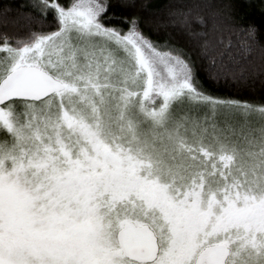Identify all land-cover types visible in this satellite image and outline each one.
I'll list each match as a JSON object with an SVG mask.
<instances>
[{
  "label": "snow or ice",
  "instance_id": "snow-or-ice-1",
  "mask_svg": "<svg viewBox=\"0 0 264 264\" xmlns=\"http://www.w3.org/2000/svg\"><path fill=\"white\" fill-rule=\"evenodd\" d=\"M25 7L38 27L0 35V264H264V98L221 90L264 89L260 28L221 0Z\"/></svg>",
  "mask_w": 264,
  "mask_h": 264
},
{
  "label": "trees",
  "instance_id": "trees-1",
  "mask_svg": "<svg viewBox=\"0 0 264 264\" xmlns=\"http://www.w3.org/2000/svg\"><path fill=\"white\" fill-rule=\"evenodd\" d=\"M35 0H0V35L7 34L10 38L24 34L29 27L37 28L38 25L29 20L32 12L26 9L25 5L34 3ZM153 8L163 9L170 0H141ZM222 3L233 5V14L237 20L244 23H254L260 28V35L264 36V0H221ZM159 27L154 24L153 28ZM161 36L171 29L160 28ZM225 42L232 41L233 50L235 51L244 40V35L239 31H229L225 27L223 31ZM255 65L264 62V52L257 50L254 54ZM230 95H238L244 99L259 101L264 98V89L259 86L255 88H245L242 86L225 87L221 89Z\"/></svg>",
  "mask_w": 264,
  "mask_h": 264
}]
</instances>
